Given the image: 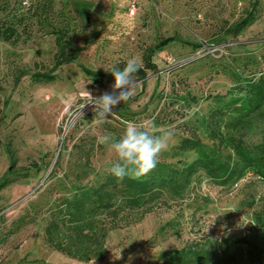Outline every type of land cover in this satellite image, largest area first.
<instances>
[{
    "label": "rangeland",
    "instance_id": "1",
    "mask_svg": "<svg viewBox=\"0 0 264 264\" xmlns=\"http://www.w3.org/2000/svg\"><path fill=\"white\" fill-rule=\"evenodd\" d=\"M37 1L0 0V23L26 14L28 34L16 44L0 39V181L11 166L8 141L16 158V170L8 176L15 181L0 190V264H156L158 254L169 249L204 241H255L264 230L255 220L264 215V179L251 170L225 184L198 171L180 196L165 195L141 220L110 229L106 252L89 261L50 248L44 225L54 199L72 196L81 168V184L98 183L108 174L116 157L98 143L100 136L118 138L129 122L154 124L157 133L171 128L159 163L144 177L158 173L160 163L181 166L195 159V151L174 148L191 133L211 144L205 128L210 113L231 107L245 97L249 81L264 77V0H51L49 16L62 11L70 19L69 35L81 54L45 83L34 82L30 74L38 71L35 63L41 69L51 66L56 46L54 35L31 15ZM250 15L255 19L237 35L224 34ZM171 35L181 41L154 52L159 71L147 70L144 82L136 76V94L97 125L92 105L82 106L87 92L112 91L114 78L104 68H122L133 57L142 64L143 49ZM18 68H28L29 74L15 83ZM82 68L96 75L87 76ZM250 117L240 133L247 143L260 144L264 108ZM227 154L234 155L224 149ZM32 161L38 170L21 168Z\"/></svg>",
    "mask_w": 264,
    "mask_h": 264
},
{
    "label": "trees",
    "instance_id": "2",
    "mask_svg": "<svg viewBox=\"0 0 264 264\" xmlns=\"http://www.w3.org/2000/svg\"><path fill=\"white\" fill-rule=\"evenodd\" d=\"M31 10V15L36 16L37 22L42 24V27H47V32L54 35L56 50L51 66L41 69V66L35 63L38 71L30 76L37 83L51 82L56 77L55 71L62 64L80 57L81 48L73 44V37L69 35L70 19L62 11H53L56 17L49 16L53 10L51 0H38ZM25 18L26 14H12L2 20L0 39L16 44L21 34L25 33L28 37ZM254 19V15H250L224 34L235 36ZM172 41L180 42L181 38L177 35L164 37L143 49L141 70L136 74L137 78L144 82L147 70L155 73L159 71L152 61V56L156 50ZM189 44L199 46L195 43ZM82 71L87 76L96 75L86 68H82ZM15 72V83L22 76L29 74L28 68H18ZM245 92V97L235 100L231 107L218 108L210 113L205 122L210 145H206L195 133H191L174 147L180 153L195 151L196 158L190 162H184L181 166L160 163L156 174L125 177L122 181L108 173L103 180L90 185L81 184V176L85 173V169L81 168L74 176L72 196L55 198L47 209L49 215L44 225L46 244L53 250L80 261L100 258L106 252L104 241L110 229L118 227L120 223L127 225L141 220L165 195L180 196L200 170L220 184L235 181L248 170L264 179V141L252 145L247 143L240 133L248 125L251 114L264 108V77L249 81ZM2 113L0 108V119ZM224 149L232 150L234 155H223ZM6 151L11 159V166L0 181V190L15 181L14 178L8 177L16 170L12 169L16 158L10 141L6 143ZM88 160V154L85 153V162ZM21 168L38 170L39 164L32 161L25 168ZM162 168L168 170L165 175L161 171ZM255 220L259 227L264 228V215L257 214ZM156 264H264V230L259 231L256 240L252 242L244 238L224 243L204 241L161 251Z\"/></svg>",
    "mask_w": 264,
    "mask_h": 264
},
{
    "label": "clouds",
    "instance_id": "3",
    "mask_svg": "<svg viewBox=\"0 0 264 264\" xmlns=\"http://www.w3.org/2000/svg\"><path fill=\"white\" fill-rule=\"evenodd\" d=\"M104 70L114 78L112 91H105L99 96L87 92V102L82 106L92 105L95 113L93 121L97 125L104 123L117 105L129 101L136 94L139 85L136 74L141 70V65L133 57L122 68L114 64ZM153 128L154 124L146 126L129 122L118 138L112 134L100 136L98 143L106 145L116 157L106 171L122 181L125 177H141L154 170L173 130L163 128L157 133L152 131Z\"/></svg>",
    "mask_w": 264,
    "mask_h": 264
},
{
    "label": "built area",
    "instance_id": "4",
    "mask_svg": "<svg viewBox=\"0 0 264 264\" xmlns=\"http://www.w3.org/2000/svg\"><path fill=\"white\" fill-rule=\"evenodd\" d=\"M131 13H133V10H131Z\"/></svg>",
    "mask_w": 264,
    "mask_h": 264
}]
</instances>
